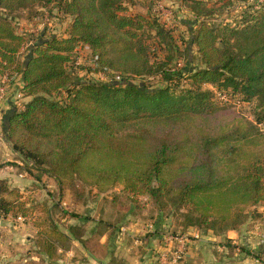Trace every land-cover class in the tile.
Wrapping results in <instances>:
<instances>
[{
	"label": "trees",
	"instance_id": "1",
	"mask_svg": "<svg viewBox=\"0 0 264 264\" xmlns=\"http://www.w3.org/2000/svg\"><path fill=\"white\" fill-rule=\"evenodd\" d=\"M209 1L184 0L194 17L181 21L190 36L186 48L196 45L202 64L170 70L165 58L159 67L167 84L148 87L145 80L134 81L138 73L126 65L128 57L144 52L148 61L147 28L170 37L175 29L158 16L131 11L134 0H0V77L6 75L10 83L4 101L8 94L24 95V107L14 103L1 120L21 164L30 162L31 169L22 173L32 175L38 168L72 196L79 180L102 192L118 182L125 211L142 214L135 207L143 195L147 202L161 199V208L165 202L186 207L185 224L217 233L239 228L248 206L264 205V148L252 144L264 131L214 129L207 121L217 120L216 94L203 84L214 83L219 92L239 96L238 101L257 100L255 120L264 124V0H232L238 10L229 21L213 20L216 9ZM50 6L69 18L64 33L47 34L45 27L33 40L18 29L17 11ZM80 47L90 51V70H119L120 78L76 76ZM184 78L187 84L180 86ZM176 119L186 123L170 124ZM158 120L168 125L152 126ZM5 190L7 197L1 195ZM14 194L22 198L0 177V213L13 209ZM19 204L21 215L45 232L41 246L47 251L65 248L64 239H74L94 255H108L101 228L87 235L84 225L73 223L66 232L43 204ZM97 245L103 253L93 250Z\"/></svg>",
	"mask_w": 264,
	"mask_h": 264
},
{
	"label": "rangeland",
	"instance_id": "2",
	"mask_svg": "<svg viewBox=\"0 0 264 264\" xmlns=\"http://www.w3.org/2000/svg\"><path fill=\"white\" fill-rule=\"evenodd\" d=\"M148 1L152 4L151 8L147 7ZM248 1L252 2L253 0H237V3L244 4ZM237 3L236 1L232 2V0L209 1L208 4L215 6L216 9L213 20L229 21L232 15L238 10ZM45 8L53 19V28L48 29L47 34H50L52 31L58 34L64 33L69 26V18L60 14L53 6ZM46 10H38L30 7L17 11L16 14L20 17L18 29L25 32L30 39L35 40L37 37L36 32L29 29L32 26L38 27V23L40 24L42 22V16ZM131 11L152 14L153 17L158 16L161 22L175 29L173 37L167 34L159 35L151 27L145 30L143 37L145 50L148 54V61L146 60L145 62L144 52H141L130 55L128 57L129 63L126 64L137 70L136 73L138 75L134 76L135 82L141 79L145 80L148 87L166 85L167 80L159 67L160 62L165 58L167 59L166 68L170 70L180 67L181 65L178 64L180 61L182 65L190 67L202 64L197 46L189 44V50L186 48V41L190 36L187 26L181 21L184 18H192L194 15L189 12V5L184 0H134ZM167 41L170 43L169 46L166 44ZM27 51L29 49L23 51L20 58L23 59ZM90 57L89 49L80 47L78 50V63L83 66L79 65L76 76L111 81L114 79L113 74L116 78V75L120 72L116 70L110 73H102L100 71L90 70L87 64L91 59ZM116 79H118V76ZM186 84L185 78L180 81V86H185ZM203 88L211 89L216 94L215 99L217 102L214 106L217 107L216 110L219 112L216 118L217 120L207 121L208 124L214 126V129L227 128L237 132L249 129L257 133L264 131V124L258 123L255 120L257 100H240L238 102L239 99L237 97L239 96H231L226 92H219L214 83H204ZM206 119L208 118H204V120ZM170 121V124L173 122L180 124L186 123V120L182 119ZM140 123L144 124L143 122ZM159 124L168 125L164 120H158L152 126ZM0 128L3 133L2 120L0 121ZM1 136L4 137V134ZM258 142L252 144H258L259 147L264 148V136H260ZM250 146H252L250 148H254L253 145ZM248 148L249 145L247 146ZM10 151L11 148L6 145L3 151L0 152V177L6 178L10 182L11 187L17 189L19 194L21 193L22 198L18 194L11 195L10 201L13 209L10 212L0 213V264H121L122 260L119 258V253V255H113L107 260L105 256L90 253L82 242L74 239L71 242L64 239L65 248L55 249L53 253H51L52 248H50V251H47L46 246H41V239L45 232H42L41 227H39L40 225L37 226L34 224L30 216L25 217L21 215L23 212L19 203L20 201L25 202L26 200L25 207L31 203L43 204L53 211L52 216L60 229L68 232L69 225L79 221L80 213L92 211V214L95 216L107 215L105 217H114V211H125L127 205L125 204V194L121 190L122 184L115 182L108 190L102 192L95 185L79 180V185H76L75 189H73L74 196H72L73 194L69 189L65 191L60 189L56 180L51 175L38 168L32 167V175L24 174L21 176L20 172H23L24 169H31L30 162L18 163L16 159L21 161L22 159L19 158L17 153L13 154ZM28 160L32 161V159ZM33 162L34 164H39L38 161L33 160ZM1 195L7 197V190ZM74 197L78 200L77 202L74 201ZM128 200L130 199L128 198ZM147 200V196H140L139 203H136L137 206H140L135 207V211H164L166 214H173L175 216L173 218L177 217L176 220L183 219V213L187 211V208L184 206L179 208L171 206V204H167L166 202V205H163L161 208L159 207L162 206L161 199L159 202L155 199H151L149 202ZM256 208L259 209L260 204L248 206L247 215ZM258 214L256 212V216ZM80 224L83 225L82 223ZM174 230L177 231V229ZM117 245L114 246L116 247ZM109 247L112 249V242ZM94 249L97 254L104 252V249H101L98 245ZM120 249L124 250L123 247H120ZM140 255H137L136 258L138 259ZM101 260H103V263L100 262Z\"/></svg>",
	"mask_w": 264,
	"mask_h": 264
},
{
	"label": "crops",
	"instance_id": "3",
	"mask_svg": "<svg viewBox=\"0 0 264 264\" xmlns=\"http://www.w3.org/2000/svg\"><path fill=\"white\" fill-rule=\"evenodd\" d=\"M15 97L8 94L2 103L0 121L2 113L13 107ZM6 145L11 148L10 153H16L10 142L0 136V152ZM16 160L22 163L21 160ZM20 175L23 176L24 173L20 172ZM258 204L260 208L258 211H250L247 220L242 224L243 227L229 229L223 233H217L211 228L185 224L184 218L176 220L177 217L173 218V214H166L164 211H143L142 214L114 211V217L95 216L92 211H86L80 213L77 223L86 227L87 235L101 228L100 242L108 247L105 259L109 260L111 256L120 254L122 264H148L153 252L162 249L161 231H175L174 229L188 233L193 239L184 264H264V205ZM256 212L260 214L259 217ZM150 224L153 225V230L147 228ZM111 242L112 249L109 247ZM116 244L117 248L114 246ZM139 254L141 255L137 259ZM100 262L103 263V260Z\"/></svg>",
	"mask_w": 264,
	"mask_h": 264
},
{
	"label": "built area",
	"instance_id": "4",
	"mask_svg": "<svg viewBox=\"0 0 264 264\" xmlns=\"http://www.w3.org/2000/svg\"><path fill=\"white\" fill-rule=\"evenodd\" d=\"M43 9L46 10L45 8ZM16 22L20 24L19 19H17ZM45 27H47V29H51L53 27V19L47 10L44 12L42 16V22L40 24L38 23V27L32 26V28L29 30L37 33L40 30L44 29ZM32 43L33 40H30L28 44H32ZM178 64L182 66L181 61ZM117 76L119 79L120 75L117 74L116 78ZM9 86L10 83L8 82L7 76L4 75L0 77V109L2 107V103L5 99V96L7 95ZM15 96H16L15 97L16 105L20 108H23L24 107L23 93L19 91ZM2 134L3 133L0 128V136ZM147 228L153 230V225L150 224L149 226H147ZM161 240H162V249L160 248L158 250H155V252H153L152 257L150 258L148 264H184V259L187 256L189 246L193 241L191 235L181 231L179 232L173 230H163L161 231Z\"/></svg>",
	"mask_w": 264,
	"mask_h": 264
}]
</instances>
